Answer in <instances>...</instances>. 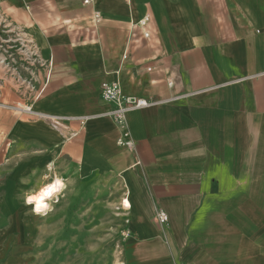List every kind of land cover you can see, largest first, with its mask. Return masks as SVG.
Masks as SVG:
<instances>
[{"label": "crops", "instance_id": "crops-1", "mask_svg": "<svg viewBox=\"0 0 264 264\" xmlns=\"http://www.w3.org/2000/svg\"><path fill=\"white\" fill-rule=\"evenodd\" d=\"M127 96L149 103L122 129ZM50 161L68 188L35 215ZM106 190L127 202L114 264H264V0H0V264L78 234Z\"/></svg>", "mask_w": 264, "mask_h": 264}, {"label": "rangeland", "instance_id": "rangeland-1", "mask_svg": "<svg viewBox=\"0 0 264 264\" xmlns=\"http://www.w3.org/2000/svg\"><path fill=\"white\" fill-rule=\"evenodd\" d=\"M118 198L115 190H106L98 195L87 192L85 199L89 201L91 212L78 234L70 232L60 235L61 239L58 240H48L47 235H41L39 240L28 246H19L14 240L7 244H10V248H16L21 257H17L18 262L22 260V264H114L125 229L121 211L127 206L126 197L121 199V204ZM111 202L118 204L114 210L120 212L118 218L105 208ZM24 242L30 243L31 237H26ZM13 256L7 259L15 263Z\"/></svg>", "mask_w": 264, "mask_h": 264}, {"label": "built area", "instance_id": "built-area-1", "mask_svg": "<svg viewBox=\"0 0 264 264\" xmlns=\"http://www.w3.org/2000/svg\"><path fill=\"white\" fill-rule=\"evenodd\" d=\"M84 4H90L91 0H82ZM150 18L149 16H145L142 20L138 22L136 26H139L141 31V35L145 40H148L150 37L149 31L146 29L147 24L149 23ZM101 22V16L100 14L95 11L93 13V23L95 26H97ZM23 50L26 51L30 56L34 55V50L30 46L29 41L24 42ZM1 62H4L3 60ZM150 70V68H148ZM170 85L171 82H168ZM101 98L106 101V102H116L119 97H120V84L118 81H112V82H104L101 84V90H100ZM110 97V98H106ZM148 101L144 98H139V97H132V96H127L124 97L121 101V104L117 111L115 112V118L118 120L120 123V127L124 129L125 126V119H126V113L132 109L135 108H141L146 105H148ZM123 138L119 140L120 144H127L130 145L128 141H126V136H127V131H124L123 133ZM166 217V219H165ZM155 219L159 224H166L168 217L167 214L159 209L156 212ZM185 264V263H181ZM187 264H192V263H187Z\"/></svg>", "mask_w": 264, "mask_h": 264}, {"label": "clouds", "instance_id": "clouds-1", "mask_svg": "<svg viewBox=\"0 0 264 264\" xmlns=\"http://www.w3.org/2000/svg\"><path fill=\"white\" fill-rule=\"evenodd\" d=\"M46 169L51 174L45 176L47 182L24 194L25 206H31L35 215H47L52 212L53 204L59 201L68 188L65 179L55 170V161L48 162Z\"/></svg>", "mask_w": 264, "mask_h": 264}]
</instances>
